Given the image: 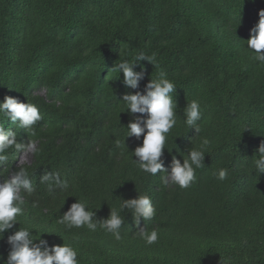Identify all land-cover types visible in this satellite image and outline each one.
Returning a JSON list of instances; mask_svg holds the SVG:
<instances>
[{
	"label": "trees",
	"instance_id": "obj_1",
	"mask_svg": "<svg viewBox=\"0 0 264 264\" xmlns=\"http://www.w3.org/2000/svg\"><path fill=\"white\" fill-rule=\"evenodd\" d=\"M261 9L264 0H0V102L11 96L34 104L43 117L26 130L0 113V129L36 145L29 162L18 163L23 151L15 147L0 162V182L24 169L33 187L31 194L21 189L20 224L0 240L5 260L7 237L21 227L50 245L70 244L80 264H264V174L253 164L264 142V66L245 41ZM140 51L157 66L142 62L145 80L128 89L123 73L110 70L119 52L131 61ZM160 71L175 84L178 102L165 167L172 155L183 163L179 152L198 148L201 137L210 140L186 189L141 172L131 151L143 138H126L132 117L121 113L120 99L143 91ZM193 100L201 106L199 136L184 123L183 108ZM221 168L224 181L213 175ZM45 174L51 179L42 182ZM139 194L156 209L139 225L158 232L153 245L139 238L127 210L119 241L99 227L68 231L58 223L78 199L95 220Z\"/></svg>",
	"mask_w": 264,
	"mask_h": 264
},
{
	"label": "clouds",
	"instance_id": "obj_2",
	"mask_svg": "<svg viewBox=\"0 0 264 264\" xmlns=\"http://www.w3.org/2000/svg\"><path fill=\"white\" fill-rule=\"evenodd\" d=\"M245 41L247 42L246 48L252 54V59L257 62L258 66H264V9L260 10L259 21L251 29L250 39ZM119 57L120 62L116 63L110 71H116L120 75L123 73V84L132 90L139 89L141 81L146 78V69L142 62L147 61L154 67L157 66L155 56L147 55L143 51L138 52L131 61L124 59L121 52H119ZM137 66H140V71L135 70ZM176 89L175 84L167 78V73L160 71L156 79L151 77L148 79L143 91L123 94L120 100L124 102L127 111L121 113L127 112L132 117L126 126V138L135 137L137 141L143 138L142 143L131 151L132 156L135 157L133 163L143 173L152 176L160 173L161 180L166 186L172 184L186 189L196 178L195 170L204 166L205 149L209 146L210 140L207 137H201L198 148L190 147L186 152H179L177 149L179 155L183 157V163L177 155H172L170 166L165 167L162 157L166 148V140L177 124L175 110L178 108V102L171 95ZM0 113L7 116L13 123L18 122L19 127L26 130H32L37 122L43 119L36 105L20 102L11 96H5L0 102ZM201 116L199 101L187 102L183 108L184 123L190 130L195 131V136L201 133V127L197 123L201 120ZM116 145L120 147L121 142L117 140ZM13 147L23 152H31L35 150L36 145L32 141L26 145L21 144L17 141L14 132L0 129V162L7 159L4 153ZM172 150L168 149V152L171 154ZM181 153H186V155ZM253 164L258 175L264 174V142H261L253 156ZM213 175L218 180L224 181L228 177V170L221 168L214 171ZM50 179L51 174H45L42 182ZM57 183L63 188L68 187L66 183L59 181L58 177ZM21 189L29 194L33 192L32 184L24 169L0 182V237H2L0 240L4 239L6 231L13 229L19 223L17 217L22 215L21 205L24 202ZM125 210L132 215L138 227L136 233L145 245L155 244L158 241V232L155 229L148 232L146 228L139 227L142 218L148 221L156 215V209L148 195L139 194L137 198L122 199L119 210L110 208L108 218L95 220L96 212L90 210L87 201L81 202L78 199L60 216L58 223L68 231L73 228L87 227L88 230L95 232L99 227L105 234H111L119 241L122 239L120 229L124 223L120 212ZM34 235V231L21 227L14 234L9 235L7 243L10 245V251L6 260L0 254V264H80L77 258L78 252L70 244L50 245L48 240L43 239L42 236L34 239Z\"/></svg>",
	"mask_w": 264,
	"mask_h": 264
},
{
	"label": "rangeland",
	"instance_id": "obj_3",
	"mask_svg": "<svg viewBox=\"0 0 264 264\" xmlns=\"http://www.w3.org/2000/svg\"><path fill=\"white\" fill-rule=\"evenodd\" d=\"M30 159H31V152H23L18 158V163L29 162Z\"/></svg>",
	"mask_w": 264,
	"mask_h": 264
}]
</instances>
